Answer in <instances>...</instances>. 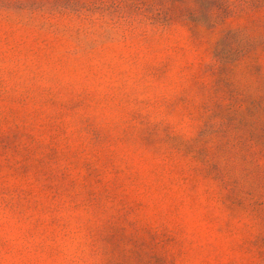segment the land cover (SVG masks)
Instances as JSON below:
<instances>
[{"label": "rangeland", "instance_id": "rangeland-1", "mask_svg": "<svg viewBox=\"0 0 264 264\" xmlns=\"http://www.w3.org/2000/svg\"><path fill=\"white\" fill-rule=\"evenodd\" d=\"M0 264H264V0H0Z\"/></svg>", "mask_w": 264, "mask_h": 264}]
</instances>
